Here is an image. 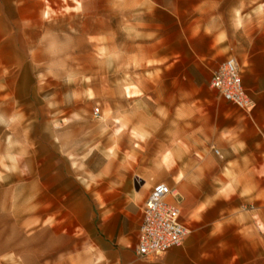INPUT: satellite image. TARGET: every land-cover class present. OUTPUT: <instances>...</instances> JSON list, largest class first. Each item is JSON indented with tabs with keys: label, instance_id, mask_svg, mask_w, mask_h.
<instances>
[{
	"label": "rangeland",
	"instance_id": "1",
	"mask_svg": "<svg viewBox=\"0 0 264 264\" xmlns=\"http://www.w3.org/2000/svg\"><path fill=\"white\" fill-rule=\"evenodd\" d=\"M140 2L0 0V264H124L99 236L94 196L158 181L178 192L189 234L192 207L244 194L258 235L241 239L229 225L201 237L213 246L206 264H264L250 184L260 176L231 171L236 158L197 141L195 120L182 135L179 115L156 107L178 87L156 84V62L140 59L146 48L118 18ZM218 8L246 35L228 56L264 47V0ZM164 254L128 264H163Z\"/></svg>",
	"mask_w": 264,
	"mask_h": 264
},
{
	"label": "crops",
	"instance_id": "2",
	"mask_svg": "<svg viewBox=\"0 0 264 264\" xmlns=\"http://www.w3.org/2000/svg\"><path fill=\"white\" fill-rule=\"evenodd\" d=\"M221 11L218 0H141L132 11L126 7L121 11L118 7L117 14L118 18L122 16L124 27L133 30V37L141 39L140 46L146 48L148 56L140 59L156 62V84L165 78V86L178 87L177 99L166 96L156 102V107L164 109L166 114L172 111L179 115L177 123L181 125L182 135H188L185 126L190 119L195 120L197 141L203 146L211 144L222 157L236 158L231 171L259 174L260 180L252 176L250 184L257 190L251 196L260 202V234L263 235L264 47L255 51L242 49L234 57L243 86L254 100L251 111L244 113L209 87L211 72L232 55L239 45L238 38L243 41L246 37L243 31L238 34L234 13L225 16ZM165 91L170 94L173 89ZM197 150L208 155L205 148ZM160 182L140 187L133 183L121 188L110 187L106 193L94 196L96 201L101 198L98 201L99 236L105 245L121 254L124 264L135 256L133 246L137 241L141 206L151 188ZM218 198L225 199L226 204L218 203ZM246 200L244 194L234 192L230 197L216 195L206 204L192 207L191 233L181 246L170 248L159 260L163 264H206L213 259V246L206 247L200 238L229 225L241 239L258 235L254 220L257 215L244 209ZM248 241L252 247V240Z\"/></svg>",
	"mask_w": 264,
	"mask_h": 264
},
{
	"label": "built area",
	"instance_id": "3",
	"mask_svg": "<svg viewBox=\"0 0 264 264\" xmlns=\"http://www.w3.org/2000/svg\"><path fill=\"white\" fill-rule=\"evenodd\" d=\"M209 87L224 101L249 113L254 100L243 86L240 69L233 56L224 58L211 72ZM98 108L94 109V115ZM215 153H218L214 149ZM190 229L181 216L179 194L166 183L155 184L141 206V219L133 253L138 259H149L180 246Z\"/></svg>",
	"mask_w": 264,
	"mask_h": 264
}]
</instances>
